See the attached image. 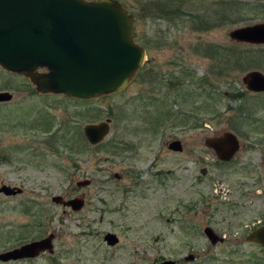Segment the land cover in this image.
<instances>
[{
	"label": "rangeland",
	"instance_id": "obj_1",
	"mask_svg": "<svg viewBox=\"0 0 264 264\" xmlns=\"http://www.w3.org/2000/svg\"><path fill=\"white\" fill-rule=\"evenodd\" d=\"M115 1L133 16L134 40L147 51L126 89L89 101L41 95L0 68V92L13 95L0 104V184L23 189L0 194V253L56 236L53 255L0 264H249L255 249L242 227L264 220V93L247 91L242 80L264 74V46L236 43L230 32L264 23V2ZM108 120L105 141L89 145L83 128ZM225 131L242 148L223 175L205 140ZM174 140L185 154L169 148ZM189 156L209 171L202 193L223 202L185 216ZM87 179L91 186L77 187ZM244 193L259 205H242ZM56 196H84L86 205L74 212L53 203ZM233 197L238 212L222 204ZM184 216L194 222L183 226ZM206 225L229 241L211 246ZM108 233L119 244L108 246ZM190 254L195 261L185 260Z\"/></svg>",
	"mask_w": 264,
	"mask_h": 264
},
{
	"label": "water",
	"instance_id": "obj_2",
	"mask_svg": "<svg viewBox=\"0 0 264 264\" xmlns=\"http://www.w3.org/2000/svg\"><path fill=\"white\" fill-rule=\"evenodd\" d=\"M264 1V0H258ZM135 21L115 0H0V67L30 80L40 94L63 95L89 101L126 89L146 57V50L134 41ZM230 38L239 43L264 45V23L236 29ZM43 70L44 72H41ZM249 92L264 93V74L252 71L243 78ZM13 95L0 92V103ZM110 121L84 127L87 141L101 144L110 134ZM205 144L219 160L230 161L239 149V140L231 132L210 138ZM169 148L182 151L181 142ZM91 181L77 183L78 188ZM0 193L17 196L22 188L0 185ZM53 203L81 211L85 198L66 201L53 197ZM213 243V230L206 229ZM55 234L0 254V262L36 259L43 253H55ZM248 240L264 248V227L253 231ZM108 246L119 244L115 234L105 237ZM194 260L193 256L188 258ZM161 264H177L164 261Z\"/></svg>",
	"mask_w": 264,
	"mask_h": 264
},
{
	"label": "flooded vegetation",
	"instance_id": "obj_3",
	"mask_svg": "<svg viewBox=\"0 0 264 264\" xmlns=\"http://www.w3.org/2000/svg\"><path fill=\"white\" fill-rule=\"evenodd\" d=\"M246 1H250V2H264V1H258V0H246ZM225 18H231V16L230 15H227ZM261 24H263V23H261ZM243 44H245V43H243ZM259 46H264V45H259ZM242 82H243V80H242ZM229 132H231L232 134L236 135L232 131H225V132H223L220 135H217V136H214V137H209L207 139L215 138V137H220L223 134L229 133ZM237 138L239 140V137L238 136H237ZM174 141H176V140H174ZM239 143H240L239 144L240 147H239L238 151L236 152V154L233 156V158L230 161H222V160H219L218 157H217L216 152L213 149L209 148L205 144V147L207 149H209L214 154V156L216 157V162L218 163L217 165L219 166L218 170L221 171V173L223 175H225L226 169L228 167H231V165H233V163L236 162L237 157H238V154L240 153L241 148H242L241 147L240 140H239ZM181 147H182V151H180L179 153L181 155H183V154H185V151H184V147H183L182 142H181ZM186 161L188 163H187V166H185V170H186V172H190V175L188 177H186L185 179L181 180L182 181V185H184L185 182H187V186H186V189H185L186 192L184 193L183 196H181L182 200L180 201V203L179 202L178 203L184 209V212L186 213L185 216L189 215L190 213H194V215H197L200 212L201 207H204V206H206L207 208H209V206L211 207L214 201H221L220 199L222 198V196L221 195H218V198H217V196H215L212 193H209V194L208 193H205V194H203L202 193V187H201V185H203V178L206 179V177H204V176H206L207 175V172H209L208 169L207 168H201L200 167L201 166V160L196 159L194 156L193 157L192 156H189V158ZM236 169H237V171L241 170L239 167H236ZM160 175L163 176L162 174H157L156 176H160ZM202 175H204V176H202ZM115 177L117 179H120V177H119L118 174H116ZM182 177H184V176H182ZM216 177H218V176H216ZM211 180H215V177L212 178ZM163 181L164 180H162V182ZM172 188H174V186ZM243 195L246 197V200L243 199L242 205H244L246 208L253 209L257 204L259 205V201L260 200L255 195L253 197L252 196L247 197V194H245V193ZM227 196H231V192H229V193L227 192ZM224 198L226 199V195L224 196ZM235 199L236 198L233 197L231 199V202L229 200L228 201L229 203H222V204L228 205V207L231 206V210L232 211L238 212V210H237V204H238V202L233 201ZM247 199H249V201ZM221 202H223V201H221ZM185 216L181 218L180 222L182 223L183 226L186 227V224L188 225V224H190V223H192L194 221L192 219H188L187 220L185 218ZM262 227H264V220H261V219H258L257 220V218H256V221H254L251 224H248V221H245V224L242 227L243 229L249 230L248 231V234L246 236V243H248V245H251L255 249V252L253 253V255H250L248 257L249 258V264H264V248L261 245L257 244L256 242H252V241L248 240V237L250 236V234L253 231H256V230H258V229H260ZM208 228L211 229V230H213V234H214V236L218 240L216 243H213V240H210L208 238V236L206 235V229H208ZM189 230L195 231L196 229H195V227H189ZM203 232H204V235H205L208 243H210L211 246H213V247L220 246V245L223 246V245H225L229 241V239H228L227 236H224L223 237V236L218 235L214 231V229L212 228V226H210V225H206ZM190 256H193L194 257V260L190 261L188 259ZM195 259H196V257L193 254H190V255H188L185 258V260L188 261V262H193V261H195ZM173 261H175V260H173ZM175 262L177 263V261H175Z\"/></svg>",
	"mask_w": 264,
	"mask_h": 264
},
{
	"label": "trees",
	"instance_id": "obj_4",
	"mask_svg": "<svg viewBox=\"0 0 264 264\" xmlns=\"http://www.w3.org/2000/svg\"><path fill=\"white\" fill-rule=\"evenodd\" d=\"M243 97H244V94L240 93V94H238V97L237 98L241 99ZM217 118H221V116L219 115Z\"/></svg>",
	"mask_w": 264,
	"mask_h": 264
}]
</instances>
